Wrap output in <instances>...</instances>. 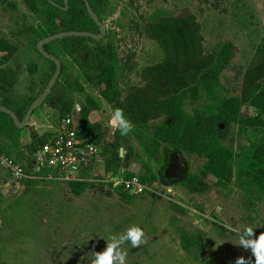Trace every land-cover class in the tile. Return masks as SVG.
Segmentation results:
<instances>
[{
  "label": "rangeland",
  "instance_id": "rangeland-1",
  "mask_svg": "<svg viewBox=\"0 0 264 264\" xmlns=\"http://www.w3.org/2000/svg\"><path fill=\"white\" fill-rule=\"evenodd\" d=\"M28 0H0V36L17 46L16 53L2 68L8 72L5 89L11 105L24 109L45 88L55 68L50 60L36 49L38 31L56 28L49 20V3L31 0L38 10L32 11ZM97 3L106 35L101 44L113 48L115 77L122 92L130 83L142 84V69L161 60L163 51L148 37L144 26L158 11L180 14L190 11L196 15L204 36V45L211 50L227 41L235 44L231 64L245 69L251 62L254 49L264 35V0H90ZM99 33V32H98ZM89 50L96 43L86 41ZM51 51L62 62L61 75L52 91V102L42 104L30 118L28 127L12 131L7 119L0 120V156L21 163L28 177L14 180L0 167V264H89L93 246L101 250L109 235L138 224L144 231V243L128 247L126 264H235L237 256L252 254L238 243L237 231L253 227V235L264 231V196L249 212L240 206L245 193L257 187L248 175L245 164L261 142L264 130L247 128L232 122L223 136V143L233 147L236 155L233 181L228 187H218L214 178L206 180L203 191L191 192L179 179L164 175L161 158L151 164L161 179L147 184L142 194L125 198L124 191L114 181L126 171L141 174L147 156L133 130L121 135L108 126L110 105L102 98V84L97 80L98 69L82 67L77 55L65 53L58 43ZM29 64H37L34 73ZM218 94L221 97L240 95L242 78H235L230 65L220 73ZM87 95L101 101L95 118L106 128L105 142L111 143L119 134V153L123 166L117 174L105 173L104 164L85 171L81 179L94 182L80 194H75L66 179L33 175L31 154L22 142L31 128L53 133L61 116L54 107L59 97L73 101L71 113L81 125L80 108ZM212 95L200 91L196 99L185 101V110L193 114L197 107L205 110L214 102ZM241 113L253 115L254 108L243 104ZM163 118L149 123L151 131ZM225 126L223 127V129ZM162 148L160 150L162 155ZM185 173L197 174L206 158L182 152ZM130 195V194H129ZM184 239L190 240L188 247Z\"/></svg>",
  "mask_w": 264,
  "mask_h": 264
},
{
  "label": "trees",
  "instance_id": "trees-1",
  "mask_svg": "<svg viewBox=\"0 0 264 264\" xmlns=\"http://www.w3.org/2000/svg\"><path fill=\"white\" fill-rule=\"evenodd\" d=\"M54 1L57 4L45 0L50 5L47 16L56 28L42 27L37 33L35 43L45 36L61 31L99 32V26L89 15L83 0H69L67 9L63 8L64 0ZM88 2L101 19L97 3L90 0ZM27 3L32 11L38 10L35 2L28 0ZM144 30L146 35L161 47L163 56L158 62L142 69V84L130 83L125 92L120 90L116 81L113 48L110 44H101L103 38L97 40L84 36H66L46 43L44 49L58 57V54L50 49L53 43H58L65 53L77 55L82 67L98 69L97 80L102 84V98L110 105L112 111L115 108L124 110L133 125V136L147 156V161L142 164L143 172L139 174L143 183L149 184L161 179V174H157L153 169L152 160L161 158L166 165L171 152L179 151L182 154L186 151L206 158V163L199 173H187L179 181L189 191H203L209 177L215 179L216 186L228 187L233 181L235 157L240 155H236L234 148L222 141L227 127L236 122L247 128L264 130V35L254 49L251 62L243 69L239 65L231 64L235 54V44L232 41L217 45L211 50L205 48L201 24L190 11L180 14L158 11L146 22ZM88 40L96 43L95 51L89 50L85 45ZM16 51L15 44L0 36V91L5 89L4 81L8 76L2 64ZM228 65L234 71L235 78H242L241 93L221 97L218 94V87L221 86L219 77L222 69ZM53 67L55 68V64ZM27 69L34 73L37 64H29ZM56 85L57 81L44 103L55 100L56 96L52 91ZM200 91L211 94L215 101L203 111L196 107L193 114H190L184 108L185 101L198 98ZM30 103L20 109L11 105L7 96L0 97V104L12 109L20 119ZM245 103L254 108L253 115L241 113V107ZM53 105L62 118L71 113L73 101L59 97ZM100 108L101 101L90 95L86 96L80 108L81 125L78 135L84 140L101 145L105 173L117 174L123 166V158L119 153V134L115 133L114 141L107 143L105 126L102 122L89 119L90 112ZM159 118H163V122L151 131L150 121ZM1 119L11 122L12 131L19 130L7 113L0 111ZM50 136L51 133L40 135L31 128V141L25 145V149L32 154L47 142ZM245 167L257 190L245 193L240 199V206L251 215L255 211L256 203L264 196V142L251 153ZM45 173L47 171L44 170L42 174ZM133 175L134 172L131 171L123 174L125 177ZM68 184L75 194H80L94 182L79 179L69 180ZM123 195L125 198L131 197L125 191ZM189 242L190 240L184 239L186 247ZM248 258L254 260L252 254Z\"/></svg>",
  "mask_w": 264,
  "mask_h": 264
},
{
  "label": "built area",
  "instance_id": "built-area-1",
  "mask_svg": "<svg viewBox=\"0 0 264 264\" xmlns=\"http://www.w3.org/2000/svg\"><path fill=\"white\" fill-rule=\"evenodd\" d=\"M79 129L80 125L75 123L73 113L63 116L49 140L31 154L33 175L42 174L45 170L47 173L43 175L49 178L79 180L83 172L103 164L101 145L80 138ZM0 167L14 180L28 177L24 166L12 157L1 155ZM114 184L130 195L142 194L148 188L147 183L140 180L139 174L118 177Z\"/></svg>",
  "mask_w": 264,
  "mask_h": 264
},
{
  "label": "clouds",
  "instance_id": "clouds-1",
  "mask_svg": "<svg viewBox=\"0 0 264 264\" xmlns=\"http://www.w3.org/2000/svg\"><path fill=\"white\" fill-rule=\"evenodd\" d=\"M108 126L118 129L121 135L131 131L133 125L122 108H115L108 119ZM253 227L245 226L237 231L238 245L250 249L254 260L243 255L237 256L235 264H264V231L253 235ZM104 247L90 251L89 264H126L128 247L136 248L144 243V231L138 224H132L123 231L111 234L105 239ZM127 245V246H126Z\"/></svg>",
  "mask_w": 264,
  "mask_h": 264
},
{
  "label": "water",
  "instance_id": "water-1",
  "mask_svg": "<svg viewBox=\"0 0 264 264\" xmlns=\"http://www.w3.org/2000/svg\"><path fill=\"white\" fill-rule=\"evenodd\" d=\"M51 3L55 4L54 0H47ZM68 1L64 0L65 6L64 9L68 8ZM86 4L87 11L93 21L99 26L100 33L90 32V31H80V30H67V31H61L54 34H50L48 36H45L41 39H39L36 43V48L38 52L44 56L45 58L51 60L55 64V71L53 75L51 76L50 80L48 81L47 85L43 89V91L30 103L29 107L27 108L23 118H19L18 115L10 108L0 104V111L7 113L9 116L12 117L15 125L19 129H23L27 127L29 124L30 118L32 114L37 110L45 101V99L50 94L54 84L57 81L58 76L61 74L62 64L60 60L53 55L52 53L47 52L44 49V45L50 41H53L55 39L63 38L66 36H84V37H91L94 39H102L106 35V24L102 22V20L99 18V16L96 14V12L93 10L91 5L89 4L88 0H83ZM185 163L182 159V154L179 151H173L170 154L167 166L164 171V175L169 178H175V179H183L186 174L185 173Z\"/></svg>",
  "mask_w": 264,
  "mask_h": 264
},
{
  "label": "crops",
  "instance_id": "crops-1",
  "mask_svg": "<svg viewBox=\"0 0 264 264\" xmlns=\"http://www.w3.org/2000/svg\"><path fill=\"white\" fill-rule=\"evenodd\" d=\"M96 112L97 111H95V110H93V111H91L90 112V114H89V119L91 120V121H93V122H95V121H98L96 118H95V115H96ZM33 115V114H32ZM30 122V121H29ZM99 122H101V121H99ZM29 125V124H28ZM28 127V126H27ZM40 135L42 134V132H40L39 130H37L36 128H34ZM114 129V128H113ZM114 131H116L115 129H114ZM22 142L24 143V144H28L30 141H31V138H30V134H26V135H23V137H22ZM104 164V163H103Z\"/></svg>",
  "mask_w": 264,
  "mask_h": 264
},
{
  "label": "flooded vegetation",
  "instance_id": "flooded-vegetation-1",
  "mask_svg": "<svg viewBox=\"0 0 264 264\" xmlns=\"http://www.w3.org/2000/svg\"><path fill=\"white\" fill-rule=\"evenodd\" d=\"M55 2V1H54ZM55 4H57L56 2H55ZM99 33H100V28H99ZM37 49V48H36ZM54 53H56V52H54ZM54 55V54H53ZM57 57V56H56ZM59 60H60V58L59 57H57ZM49 60V59H48ZM51 61V60H50ZM52 62V64H54V62L53 61H51ZM60 62H61V60H60ZM61 64H62V62H61Z\"/></svg>",
  "mask_w": 264,
  "mask_h": 264
}]
</instances>
